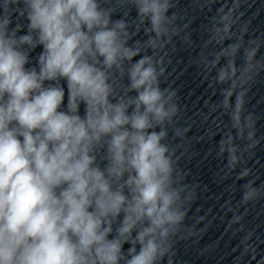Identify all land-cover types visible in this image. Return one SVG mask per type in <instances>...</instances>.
Segmentation results:
<instances>
[{
	"label": "clouds",
	"instance_id": "obj_1",
	"mask_svg": "<svg viewBox=\"0 0 264 264\" xmlns=\"http://www.w3.org/2000/svg\"><path fill=\"white\" fill-rule=\"evenodd\" d=\"M175 7L0 0V264H178V245L198 236V185L180 166L190 127L164 83L166 49L187 27ZM237 7L218 9L223 47L202 58L230 122L216 148L226 176L264 140L247 108L264 34L246 40L243 25L233 38ZM236 179L240 207L264 200L252 168Z\"/></svg>",
	"mask_w": 264,
	"mask_h": 264
},
{
	"label": "water",
	"instance_id": "obj_2",
	"mask_svg": "<svg viewBox=\"0 0 264 264\" xmlns=\"http://www.w3.org/2000/svg\"><path fill=\"white\" fill-rule=\"evenodd\" d=\"M232 4L238 5L240 16L233 38L243 25L248 27L246 40L264 34V0H176L174 9L178 24L187 27L166 49L164 83L179 90L184 108L180 124L190 127L179 150L183 153L180 166L190 173L188 180L198 185L189 210V223L196 224L198 236L178 245V264H264V200L240 207L241 182L236 179V172L247 166L253 169L257 184L264 183V140L254 156L246 157L245 164L230 175L224 174L225 160L216 155V148L230 130V122L215 107L222 87L215 83L216 72L205 70L202 62L203 57L211 59L223 47L210 32L212 18L218 9L227 10ZM137 38L143 39V33ZM247 99L248 110L259 117L257 135L264 137V75Z\"/></svg>",
	"mask_w": 264,
	"mask_h": 264
}]
</instances>
